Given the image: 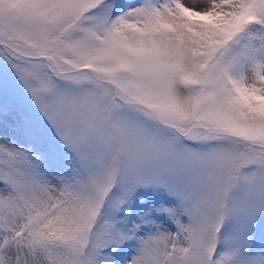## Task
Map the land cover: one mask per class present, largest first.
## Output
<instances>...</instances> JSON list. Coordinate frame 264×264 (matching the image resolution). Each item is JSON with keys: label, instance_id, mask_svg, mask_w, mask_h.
I'll list each match as a JSON object with an SVG mask.
<instances>
[{"label": "snow or ice", "instance_id": "6c2138e0", "mask_svg": "<svg viewBox=\"0 0 264 264\" xmlns=\"http://www.w3.org/2000/svg\"><path fill=\"white\" fill-rule=\"evenodd\" d=\"M0 264H264V0H0Z\"/></svg>", "mask_w": 264, "mask_h": 264}]
</instances>
